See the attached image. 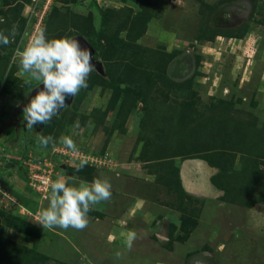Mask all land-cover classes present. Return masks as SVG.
Segmentation results:
<instances>
[{
    "label": "rangeland",
    "instance_id": "rangeland-1",
    "mask_svg": "<svg viewBox=\"0 0 264 264\" xmlns=\"http://www.w3.org/2000/svg\"><path fill=\"white\" fill-rule=\"evenodd\" d=\"M13 26L12 43L0 44V146L12 156H49L67 149L60 139L68 136L79 157L70 162L54 156L64 168L42 177L49 185L62 176L72 186L107 178L112 196L93 206L82 231L44 229L36 219L48 206L50 188L35 192L16 161H2L0 185L8 193H0V264H10V252L20 264L30 263L33 253L45 255L37 264H264V200H234V190L219 182L226 170L209 159L216 151L210 142L192 140L186 149L171 139L177 127L183 125L184 133L197 122L178 121V84L190 85L202 114L225 102L236 119H264V0H0V32L7 35ZM40 29L49 39L80 35L98 44L93 58L102 72L94 65L87 88L68 97L46 125L27 129L23 109L43 85L25 82L15 52ZM130 79L149 82V100L131 101L138 88ZM38 135L55 143L41 147ZM173 151L186 153L168 157ZM232 154L225 155V167ZM81 158L88 165L67 172ZM167 162L178 168L181 196L168 192ZM148 187H154L152 194L133 191ZM181 213L196 222L187 231ZM10 216L36 225L38 236L27 239L10 225ZM129 233L136 234L131 248Z\"/></svg>",
    "mask_w": 264,
    "mask_h": 264
},
{
    "label": "clouds",
    "instance_id": "clouds-1",
    "mask_svg": "<svg viewBox=\"0 0 264 264\" xmlns=\"http://www.w3.org/2000/svg\"><path fill=\"white\" fill-rule=\"evenodd\" d=\"M15 34V26L7 35L0 32V44L12 43ZM15 57L19 62L21 76L27 77L25 82L35 81L34 88L40 84L43 85V88L36 91V94L23 109L27 129H33L35 125H46L50 122L53 116L66 105L68 97H74L81 89L88 87V77L95 67L92 63L91 50L82 47L77 38L49 39L44 29L34 32L23 48L18 47ZM36 141L44 148L50 143H55L54 138L50 135H38ZM60 143L72 152L78 151L75 142L68 136L61 137ZM1 148L3 152L6 150V146L3 144ZM28 153L31 152L22 151L14 154L19 156L10 154L14 158L12 159L7 157V153L4 152L6 155L3 159L4 162L16 161L18 166L22 167L26 180L27 174L21 159ZM55 154L62 156L60 153ZM53 160L56 166H59L58 169L64 168L65 165L60 167L61 162H58L57 159ZM88 163L87 159L81 158L75 165L76 171L82 170ZM49 188L48 206L40 212L36 219L44 229L60 227L67 230L71 227L82 231L88 226V214L93 210V206L109 200L112 196V184L107 178H96L91 184L83 183L79 186H72L65 178L59 176L50 183ZM135 239V233L128 234L127 246L129 248Z\"/></svg>",
    "mask_w": 264,
    "mask_h": 264
},
{
    "label": "trees",
    "instance_id": "trees-1",
    "mask_svg": "<svg viewBox=\"0 0 264 264\" xmlns=\"http://www.w3.org/2000/svg\"><path fill=\"white\" fill-rule=\"evenodd\" d=\"M103 19L106 20V17L103 16ZM129 24V29L132 30L133 23L129 22ZM103 25L106 26L107 23L103 22ZM77 26L79 28L78 24ZM143 29L144 28H139V30L135 34L137 36L140 35L143 32ZM106 35L107 33L101 32L99 36L100 38H104L106 40ZM87 42L94 50H98V44L94 43L93 41ZM136 48L137 46H135V49L133 47L132 50H136ZM160 56H163V54H160ZM162 78L163 80L167 79L165 78V76H162ZM130 82L136 83V86L138 88L135 91V94L131 92L133 95V99H131V101L136 102L138 98L143 99V101L149 100L148 95L151 94L152 86L148 81L147 83L143 80L141 81L137 79H130ZM177 87L179 96L183 98L181 106L184 110V112H182L183 110H181V114H179V112L177 111L179 118L178 121L180 123L182 122L181 124L190 123V121L197 122L194 123V125L188 132H184L186 133V135H183V125L181 127H177L176 130H178V132H174L175 134H173L171 139H175L178 145L182 144V146L186 149L190 148V145L193 143L192 140L195 141L202 139V141L206 140L210 142L209 144L212 145L213 148L216 149V151L213 152L214 156L210 154L211 158H209V155H207V158H215L217 164H219V166L222 167L223 170H226V175L219 182L224 188H231L234 190V194L236 196V199L234 200L243 203L245 199L244 197L248 196H251V199L249 200L251 203L264 200V119L258 122L257 117L254 114L251 115V119H236L229 114L230 111L228 110L230 108L228 107V105H225V102L213 104L209 108L208 113L202 114L201 111H198V109L196 108V97L188 91L190 85L188 86L187 83L178 84ZM197 113L200 114V117L198 118L194 117ZM200 118L201 120H199ZM172 128L173 126H168L169 130H171ZM170 136L171 135H167V138L169 139ZM164 138H166V136L160 137L159 140L161 141ZM166 148H168L169 151L172 150L171 146H165L164 149ZM182 153L185 154L186 152H168V157L176 156V154ZM227 153H233L231 155V159H229V167H225V155H227ZM234 158H236V160L238 161L237 169L235 168V165L233 163L235 161ZM167 163L169 166V170L167 171V179L164 181H166V183L169 185V187L166 185L168 192L171 195L177 193L178 196H181V194L183 193V187L179 182L178 168L171 169L170 166L172 165H169V162ZM231 163H233V166ZM90 169L93 170V168ZM74 171H76V168L74 167H68L67 169V172L72 173ZM85 173L88 174V177L90 179L94 178L93 176L92 178L90 177L89 170L88 173ZM93 173L96 175L95 168ZM100 173L101 172L98 173V176H100ZM156 188L157 187H155L154 193L157 192ZM1 189L8 193L6 185H4L3 183L1 184ZM153 189L154 187H148L145 189L133 188V191H137V194L141 193V191H144V194L149 195L153 193ZM179 198L182 199L181 201L186 202L184 196ZM148 202H150L149 199ZM174 208H177V206H175ZM178 217L181 221V229H184L185 231L188 230L189 225L193 226L196 223L194 222V220H192V216H190L189 218L184 213H181V215ZM9 222L10 225H12V227L17 231L24 233L27 239H32L35 235L38 236L40 232L39 228L36 227V225L31 224L25 219L19 218L17 216H10ZM168 229L169 230L167 231V234L169 238L172 239L175 230V224H169ZM44 256L45 255L42 253L40 255H38L37 253H33L30 256V263L25 262L24 264H37L39 259H43ZM19 259V255L18 257L13 256V254H11L10 252L8 260L10 264H20L18 262Z\"/></svg>",
    "mask_w": 264,
    "mask_h": 264
},
{
    "label": "built area",
    "instance_id": "built-area-1",
    "mask_svg": "<svg viewBox=\"0 0 264 264\" xmlns=\"http://www.w3.org/2000/svg\"><path fill=\"white\" fill-rule=\"evenodd\" d=\"M69 149L64 150H58L56 153H60L62 156H64L63 159H66V161L73 160L74 158H77L79 156H76V152H72ZM6 154L2 151V148L0 146V167L2 166V163L4 162L3 159ZM7 157H11L10 154L6 155ZM54 156H58L54 152H50V155H43V156H34L32 153H28L26 157H24L22 160V164L24 165V168L26 170L27 174V180L28 184L38 193L42 192L46 189L49 190L48 181L46 178L42 177V174H45V171L49 173V175H53L56 173V170L58 166H56L54 159ZM60 156V155H59ZM42 159V160H41ZM61 160V159H60ZM3 161V162H2ZM40 177V178H39ZM0 193L6 194L7 192L3 191L1 189L0 185Z\"/></svg>",
    "mask_w": 264,
    "mask_h": 264
},
{
    "label": "water",
    "instance_id": "water-1",
    "mask_svg": "<svg viewBox=\"0 0 264 264\" xmlns=\"http://www.w3.org/2000/svg\"><path fill=\"white\" fill-rule=\"evenodd\" d=\"M73 38H77V39H79V38H82L81 36H76V37H73ZM83 39V38H82ZM80 44H81V46L82 47H86V48H89L90 50H91V52H92V54H93V48L88 44V42H86L84 39H83V41H81L80 42ZM92 63H93V65H95V66H97L100 70H101V68H100V64H99V62L97 61V60H95L94 58H93V60H92ZM40 90V89H42V86L40 87H38V88H36V91L37 90Z\"/></svg>",
    "mask_w": 264,
    "mask_h": 264
},
{
    "label": "crops",
    "instance_id": "crops-1",
    "mask_svg": "<svg viewBox=\"0 0 264 264\" xmlns=\"http://www.w3.org/2000/svg\"><path fill=\"white\" fill-rule=\"evenodd\" d=\"M215 192V191H214ZM138 200V199H137ZM141 200V199H140ZM122 235V234H121ZM118 237H120L119 235H117Z\"/></svg>",
    "mask_w": 264,
    "mask_h": 264
},
{
    "label": "flooded vegetation",
    "instance_id": "flooded-vegetation-1",
    "mask_svg": "<svg viewBox=\"0 0 264 264\" xmlns=\"http://www.w3.org/2000/svg\"><path fill=\"white\" fill-rule=\"evenodd\" d=\"M3 129V128H2Z\"/></svg>",
    "mask_w": 264,
    "mask_h": 264
}]
</instances>
